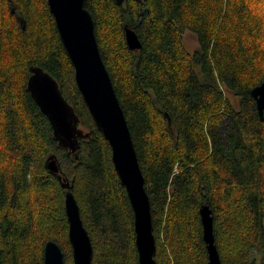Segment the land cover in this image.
Wrapping results in <instances>:
<instances>
[{"label":"trees","instance_id":"16d2710c","mask_svg":"<svg viewBox=\"0 0 264 264\" xmlns=\"http://www.w3.org/2000/svg\"><path fill=\"white\" fill-rule=\"evenodd\" d=\"M101 55L136 145L156 264H207L200 208L222 264H264V0H87ZM142 48L131 51L124 27ZM199 50L189 53L183 32ZM59 87L86 137L68 153L27 91L31 69ZM226 92L234 95L230 100ZM54 155L93 246L92 264H139L134 216L112 149L78 92L46 0H0V264H73Z\"/></svg>","mask_w":264,"mask_h":264},{"label":"water","instance_id":"95a60500","mask_svg":"<svg viewBox=\"0 0 264 264\" xmlns=\"http://www.w3.org/2000/svg\"><path fill=\"white\" fill-rule=\"evenodd\" d=\"M122 5L125 0H115ZM57 34L73 70L75 83L99 132L112 149V161L122 186L126 189L134 216L135 244L139 264H156L153 213L145 188V177L140 166L136 145L116 94L113 81L100 52L95 34V23L87 0H46ZM125 41L131 51H138L142 43L133 28L124 27ZM27 91L41 113L49 121L53 137L61 148L74 153L78 139L86 137L78 128L79 121L72 107L59 91L58 84L39 68L31 69ZM259 116L264 120V81L251 91ZM45 168L53 174L64 192L65 215L68 223V241L73 264H92L93 246L86 230L72 186L59 172L56 157L50 155ZM203 239L208 252L207 264H222L214 236L212 210L200 208ZM43 264H64L59 246L48 241L43 249Z\"/></svg>","mask_w":264,"mask_h":264},{"label":"rangeland","instance_id":"374dc122","mask_svg":"<svg viewBox=\"0 0 264 264\" xmlns=\"http://www.w3.org/2000/svg\"><path fill=\"white\" fill-rule=\"evenodd\" d=\"M182 41H183L184 47L189 53H194L199 50V43H198L197 37L191 31L185 30L183 32ZM226 95L230 100L236 101L234 95H232L231 93L226 92Z\"/></svg>","mask_w":264,"mask_h":264}]
</instances>
